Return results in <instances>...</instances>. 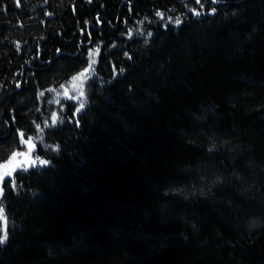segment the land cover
Segmentation results:
<instances>
[{
	"label": "trees",
	"instance_id": "16d2710c",
	"mask_svg": "<svg viewBox=\"0 0 264 264\" xmlns=\"http://www.w3.org/2000/svg\"><path fill=\"white\" fill-rule=\"evenodd\" d=\"M24 139L0 264H264V0H0Z\"/></svg>",
	"mask_w": 264,
	"mask_h": 264
},
{
	"label": "rangeland",
	"instance_id": "374dc122",
	"mask_svg": "<svg viewBox=\"0 0 264 264\" xmlns=\"http://www.w3.org/2000/svg\"><path fill=\"white\" fill-rule=\"evenodd\" d=\"M23 145L25 146V149L15 151L13 153L15 155H12L9 159L0 163V181L12 175L17 169L25 166L26 163L28 166L32 163V151L34 149V144L30 140L24 139Z\"/></svg>",
	"mask_w": 264,
	"mask_h": 264
},
{
	"label": "snow or ice",
	"instance_id": "6c2138e0",
	"mask_svg": "<svg viewBox=\"0 0 264 264\" xmlns=\"http://www.w3.org/2000/svg\"><path fill=\"white\" fill-rule=\"evenodd\" d=\"M197 3H199V0H197ZM193 11L195 12V10H193ZM212 11L215 12L216 9L213 8ZM195 14H196V15H199L200 13L197 12V13H195ZM157 15L163 17V13L157 12ZM169 19H171V17H169ZM175 23H176L177 25H179V24L181 23V20H180L179 18H177L176 21H175ZM149 35H151V33H149ZM17 48H19V43H17ZM40 95H43V93H41ZM82 107H83V105H81V108H82ZM53 123H55V116H53ZM37 127H39V126H37ZM21 138H23V134H21ZM13 155H15V154H13ZM33 163H35V161H33ZM40 163H41V164H47L48 161H46V160H41ZM13 186H15V183H14V182H13ZM0 191H2V190H0ZM3 212H4L3 207H0V217L3 216ZM5 239H6L5 236H0V244H3V243L5 242Z\"/></svg>",
	"mask_w": 264,
	"mask_h": 264
},
{
	"label": "water",
	"instance_id": "95a60500",
	"mask_svg": "<svg viewBox=\"0 0 264 264\" xmlns=\"http://www.w3.org/2000/svg\"><path fill=\"white\" fill-rule=\"evenodd\" d=\"M25 166H28V164L26 163Z\"/></svg>",
	"mask_w": 264,
	"mask_h": 264
}]
</instances>
